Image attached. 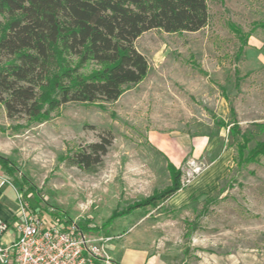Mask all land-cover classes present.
Instances as JSON below:
<instances>
[{
	"label": "rangeland",
	"instance_id": "374dc122",
	"mask_svg": "<svg viewBox=\"0 0 264 264\" xmlns=\"http://www.w3.org/2000/svg\"><path fill=\"white\" fill-rule=\"evenodd\" d=\"M206 6L198 32L151 30L136 39L148 73L115 102L68 103L42 124L10 120L0 104V156L14 167L0 178L13 190L10 213L21 202L48 221L68 219L90 236H108L104 250L120 264L146 260L126 248L131 242L157 264H264V157L236 166L229 133L236 122L249 148L264 140V0ZM237 33L249 36L242 51ZM108 135L97 173L66 166L67 156ZM167 160L190 181L184 199L108 222L169 184ZM13 234L10 227L3 242Z\"/></svg>",
	"mask_w": 264,
	"mask_h": 264
},
{
	"label": "trees",
	"instance_id": "16d2710c",
	"mask_svg": "<svg viewBox=\"0 0 264 264\" xmlns=\"http://www.w3.org/2000/svg\"><path fill=\"white\" fill-rule=\"evenodd\" d=\"M207 19L206 0H0V104L10 120L42 124L68 103L115 102L147 76V60L134 47L137 38L151 30L195 33ZM237 34L242 51L249 36ZM87 64L95 67L89 74L82 72ZM229 133L236 140V166L264 157V140L249 148L250 137L236 122ZM111 143L110 135L101 136L63 161L97 173ZM0 170L14 174L13 164L1 156ZM166 170V187L114 211L108 222L154 209L182 190L181 170L169 160Z\"/></svg>",
	"mask_w": 264,
	"mask_h": 264
},
{
	"label": "built area",
	"instance_id": "2783aa9c",
	"mask_svg": "<svg viewBox=\"0 0 264 264\" xmlns=\"http://www.w3.org/2000/svg\"><path fill=\"white\" fill-rule=\"evenodd\" d=\"M194 166V162L189 165ZM189 182L188 178L181 179L182 188ZM6 183L1 179L0 188ZM16 195L20 201L21 196L18 192ZM19 204L20 221L13 224L17 234L8 244L2 242V236L10 225L0 219V264H119L104 250L112 238L90 236L68 219L52 217L48 221L30 211L26 204Z\"/></svg>",
	"mask_w": 264,
	"mask_h": 264
},
{
	"label": "crops",
	"instance_id": "0c3cea01",
	"mask_svg": "<svg viewBox=\"0 0 264 264\" xmlns=\"http://www.w3.org/2000/svg\"><path fill=\"white\" fill-rule=\"evenodd\" d=\"M170 161V160H169ZM173 161V160H171ZM170 161V162H171ZM172 164L174 162H171ZM174 165V164H173ZM175 166V165H174ZM176 167V166H175ZM177 168V167H176ZM2 177V171L0 170V178ZM6 177V176H5ZM1 181V179H0ZM5 188V189H4ZM13 191L9 186H2L0 188V191H3L2 193H0V219L7 222L10 227H13V224H15L16 222H19L20 221V216H19V208H16L14 210V212L10 213V211L8 210V205H7V200H6V196L10 194L11 191ZM185 190H180L179 192H177L172 198H170L169 200L171 199H181L183 200L184 199V196L182 195L184 193ZM5 198V199H3ZM137 211V210H136ZM14 236H16L15 234L12 235V239L14 238ZM3 239H4V235L2 236V242H3ZM11 239V240H12ZM11 240H9L8 242H3L4 244H8ZM131 246L130 247H126V245H122L120 247V249L124 246L126 248H131V249H137L138 251H143L144 252V255L146 256V260H140V263L139 264H157V259H152L150 256H149V252L143 250L142 248H139V246L137 244H135L134 242H131L130 244ZM109 255V254H108ZM109 257L114 260L115 262L119 263L117 260L113 259L110 255ZM158 258V257H157ZM160 259V258H158ZM161 260V259H160ZM145 261V262H144ZM120 264V263H119ZM165 264V263H164Z\"/></svg>",
	"mask_w": 264,
	"mask_h": 264
}]
</instances>
